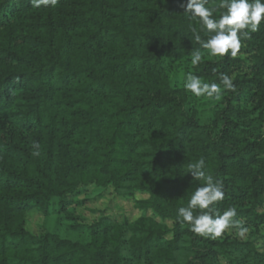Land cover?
Returning <instances> with one entry per match:
<instances>
[{"label": "trees", "instance_id": "1", "mask_svg": "<svg viewBox=\"0 0 264 264\" xmlns=\"http://www.w3.org/2000/svg\"><path fill=\"white\" fill-rule=\"evenodd\" d=\"M186 2L0 0V264H264V21L213 57ZM188 73L234 89L196 97ZM201 159L242 236L181 225Z\"/></svg>", "mask_w": 264, "mask_h": 264}, {"label": "clouds", "instance_id": "2", "mask_svg": "<svg viewBox=\"0 0 264 264\" xmlns=\"http://www.w3.org/2000/svg\"><path fill=\"white\" fill-rule=\"evenodd\" d=\"M35 8L55 7L58 0H32ZM210 0H187L185 12L190 17L198 18L206 31L207 40L203 42V48L208 50L213 57L230 58L237 57L242 47V41L246 40L250 33L258 32L264 21V0H219L218 7L224 11L219 18L214 13L215 8L208 7ZM195 32V29L193 30ZM196 41H201L199 34L195 35ZM200 52H195L191 63L197 65L202 61ZM185 90L196 97L215 98L219 100L222 89H234L233 78L227 74H220L219 83H207L200 77L188 73L184 82ZM33 148L38 149L39 144L33 142ZM33 155H39L34 151ZM203 159L188 165V173L194 180L201 181L192 194L186 207H180L178 217L181 225L187 223L190 230L200 236L216 239L223 233L233 228L240 230L242 236L247 229L236 219L237 209L228 208L222 215L215 214V205L223 201L225 197L222 180L214 178L204 170ZM196 210H199L198 213Z\"/></svg>", "mask_w": 264, "mask_h": 264}, {"label": "rangeland", "instance_id": "3", "mask_svg": "<svg viewBox=\"0 0 264 264\" xmlns=\"http://www.w3.org/2000/svg\"><path fill=\"white\" fill-rule=\"evenodd\" d=\"M108 199H111L114 201V206L116 208V206H118L121 210H124L125 214H130L133 212V202L132 200H125V199H122V198H116L114 195L112 194H108L107 196V199L105 200H101L99 202V204L97 205V209H103L106 204L108 203L107 200ZM118 210L117 209H114L112 213H115L117 212ZM80 212H82L83 214H85V216L88 218V217H91V214L88 213L87 211H85L84 208H81L80 209ZM123 212V213H124Z\"/></svg>", "mask_w": 264, "mask_h": 264}]
</instances>
